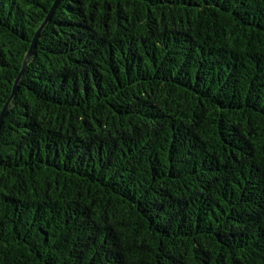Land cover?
<instances>
[{
    "label": "trees",
    "instance_id": "1",
    "mask_svg": "<svg viewBox=\"0 0 264 264\" xmlns=\"http://www.w3.org/2000/svg\"><path fill=\"white\" fill-rule=\"evenodd\" d=\"M56 0H0V114ZM0 264H264V0H59L0 130Z\"/></svg>",
    "mask_w": 264,
    "mask_h": 264
},
{
    "label": "water",
    "instance_id": "2",
    "mask_svg": "<svg viewBox=\"0 0 264 264\" xmlns=\"http://www.w3.org/2000/svg\"><path fill=\"white\" fill-rule=\"evenodd\" d=\"M59 3V0H56L51 11L49 12L47 18L44 20V22L42 23V25L39 27V29L37 30L36 32V35L32 41V44L25 56V59L23 61V65H22V69L20 71V74L18 75L16 81H15V84H14V88H13V92L11 94V96L9 97L8 101L6 102L1 114H0V130H1V127L4 123V120L6 118V115H7V112H8V108H9V105L11 103V101L13 100L14 96L17 94L18 90H19V86H20V81L23 77V75L25 74L26 70H27V67L31 61V58L34 54V51H35V48L37 46V43H38V40L40 39V36H41V33L42 31L44 30L45 26L48 24V22L51 20L55 10H56V7Z\"/></svg>",
    "mask_w": 264,
    "mask_h": 264
}]
</instances>
